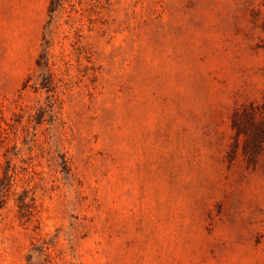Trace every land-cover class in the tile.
<instances>
[{
    "label": "rangeland",
    "instance_id": "374dc122",
    "mask_svg": "<svg viewBox=\"0 0 264 264\" xmlns=\"http://www.w3.org/2000/svg\"><path fill=\"white\" fill-rule=\"evenodd\" d=\"M0 264H264V0H0Z\"/></svg>",
    "mask_w": 264,
    "mask_h": 264
}]
</instances>
